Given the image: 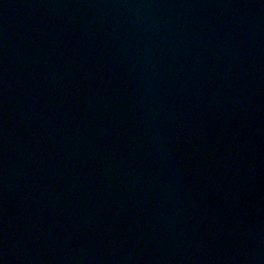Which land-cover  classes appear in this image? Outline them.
<instances>
[{
	"label": "water",
	"instance_id": "obj_1",
	"mask_svg": "<svg viewBox=\"0 0 264 264\" xmlns=\"http://www.w3.org/2000/svg\"><path fill=\"white\" fill-rule=\"evenodd\" d=\"M0 264H264V0H0Z\"/></svg>",
	"mask_w": 264,
	"mask_h": 264
}]
</instances>
